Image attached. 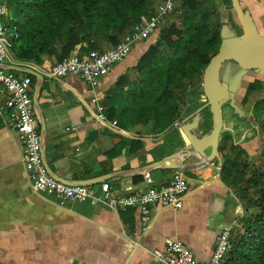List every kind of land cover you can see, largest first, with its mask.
Listing matches in <instances>:
<instances>
[{
	"label": "crops",
	"instance_id": "obj_1",
	"mask_svg": "<svg viewBox=\"0 0 264 264\" xmlns=\"http://www.w3.org/2000/svg\"><path fill=\"white\" fill-rule=\"evenodd\" d=\"M5 1L11 8L12 0ZM240 1L250 10L264 35V0ZM158 2L151 3L140 19L147 17ZM213 7L220 28L226 25L235 31L239 27L231 0H215ZM159 36L155 33L135 45L131 54L95 85L72 74L49 78L46 72L53 62L47 60L40 65L35 60L22 61L12 51L10 63L31 66L45 77L39 105L44 115V159L53 177L70 185L77 180L92 179L95 183L91 186L97 189L107 181L114 193L125 194L140 193L169 181L176 170L159 168L144 174L139 169L172 155L186 144L179 127L174 122L166 130L154 129L152 133L142 131L141 125L124 127L110 116L107 102L117 80L127 73L134 74L139 59ZM111 46L104 45L101 49ZM89 50L93 49L82 42L73 53ZM228 67L231 77H227L231 79L240 72L236 64L230 63ZM12 72L17 76L29 74ZM259 76L263 86L264 74ZM243 82L244 75L237 88L241 94ZM35 83L34 77L32 98ZM262 88L255 95L261 96ZM259 96L252 94L250 102ZM96 97L105 106L107 122L96 118L99 112L97 102L93 101ZM6 100L7 94L0 90V264H159L153 251L163 250L170 240L183 241L199 260L207 261L222 228L233 226L242 218L244 207L234 188L226 185L221 176L226 160L244 150V137L236 141L234 136L236 121H231V129L226 128L221 134L222 164L215 159L182 170L190 185L183 206L174 209L153 205L152 221L144 231L138 208L117 211L103 202L61 203L54 196L34 192L23 162L22 141L8 122ZM241 100L242 95L238 103ZM240 104L244 107V100ZM195 110L186 113L185 108L186 115L180 120ZM36 119L41 133L37 116ZM114 120L117 125L112 124ZM224 132H229L231 138L223 140ZM200 159L196 154L189 162L197 163ZM115 173L124 175L110 177Z\"/></svg>",
	"mask_w": 264,
	"mask_h": 264
},
{
	"label": "trees",
	"instance_id": "obj_2",
	"mask_svg": "<svg viewBox=\"0 0 264 264\" xmlns=\"http://www.w3.org/2000/svg\"><path fill=\"white\" fill-rule=\"evenodd\" d=\"M14 1L20 5L14 21L20 36L13 51L22 61L44 65L68 57L82 42L91 49L118 44L156 0ZM214 2L178 1L170 24L149 45L134 74L127 73L114 84L107 97L110 116L124 127L141 125L145 133L164 131L181 118L188 87L201 84L204 68L221 44ZM254 111L264 130V98L256 102ZM223 137L229 139L231 134L224 132ZM244 152L227 159L221 172L245 211L240 224L231 229L223 264H264V171L253 169L248 175Z\"/></svg>",
	"mask_w": 264,
	"mask_h": 264
},
{
	"label": "built area",
	"instance_id": "obj_3",
	"mask_svg": "<svg viewBox=\"0 0 264 264\" xmlns=\"http://www.w3.org/2000/svg\"><path fill=\"white\" fill-rule=\"evenodd\" d=\"M179 0H159L155 9L147 17L137 22L118 44L108 49H93L87 52H75L61 61L52 63L46 75L49 78H62L68 74L75 75L95 85L100 77L108 74L117 63L124 61L135 45L144 43L155 33L161 34L168 25L170 14L175 10ZM18 26L13 22L10 5L0 0V63H10L13 45L19 38ZM33 75H14L11 70L0 68V90L7 94L6 106L9 109L8 122L17 132L23 144V162L27 169L34 192L54 196L61 203L88 202L90 204L106 203L117 211L138 208L141 212L142 228L146 231L152 221V206L180 209L183 206L190 185L182 170L174 171L165 184L148 188L140 193H114L109 182H102L99 189L91 185H70L50 175L43 163L41 153V134L36 119L33 100ZM98 104L97 120L107 122L105 106L94 98ZM117 125V120L112 122ZM176 120L174 125L181 126ZM225 226L219 233L214 251L207 261L199 260L193 251L180 240H170L163 250L153 251L159 264H223L231 245V229Z\"/></svg>",
	"mask_w": 264,
	"mask_h": 264
},
{
	"label": "water",
	"instance_id": "obj_4",
	"mask_svg": "<svg viewBox=\"0 0 264 264\" xmlns=\"http://www.w3.org/2000/svg\"><path fill=\"white\" fill-rule=\"evenodd\" d=\"M231 6L236 14L239 27L235 31L229 30L226 25L221 28L219 50L211 57L202 74L201 84L207 101L192 114L185 117L179 128L187 140L186 144L172 155L140 168L139 173L145 174L159 168L186 170L205 165L215 159L220 160L222 164L219 144L224 125V106L229 103L240 118L251 120V115H248L243 105L238 103L236 93L239 80L245 71L253 69L264 74V35L260 32L250 10L244 8L240 0H231ZM231 61H234L240 70L236 75V80H234L235 77L231 79L224 75V71H226ZM0 68L29 73L36 78L32 99L35 115L42 129L40 133L42 159L48 173L51 175L52 171L48 168L44 159V115L39 105V96L45 77L43 73L31 66L0 63ZM205 107H209L212 114V126L206 132L201 128L205 121L202 112ZM208 150H210L209 154L207 153ZM196 154L201 159L197 163H190L189 161ZM121 175L124 174L115 173L110 177ZM94 183L95 181L91 179L77 180L72 184L92 185Z\"/></svg>",
	"mask_w": 264,
	"mask_h": 264
},
{
	"label": "rangeland",
	"instance_id": "obj_5",
	"mask_svg": "<svg viewBox=\"0 0 264 264\" xmlns=\"http://www.w3.org/2000/svg\"><path fill=\"white\" fill-rule=\"evenodd\" d=\"M11 1V0H10ZM11 15L13 16V22H16V17L20 13V5L18 2H15L14 0L11 1ZM170 22L168 21V25ZM196 86V87H195ZM262 94L259 96V94L255 93L253 94L254 97H258V101L264 98V89L263 91H260ZM241 98V97H240ZM207 98L204 94L202 84L197 85H191L187 89V93L185 96V105L183 107V117L186 115L184 113L185 108L188 112H192L196 108L200 107L204 103H206ZM257 101V100H256ZM252 102V101H251ZM250 102V103H251ZM255 102V101H254ZM252 102V104L254 103ZM189 105V108H187ZM247 110H249V114L251 115V120L248 119H239L238 115L235 113L233 108L227 104L224 106V116L226 118V125L223 126V130L228 128L231 129L232 124L231 121H236L235 127H234V136L236 137V141H242V137H244V149L246 150V153L244 152V159L249 163V172L248 175H251L253 169H258L260 172L264 171V130L261 127V120L256 116V113L252 107L248 109V105H246ZM204 114L205 121L201 125V128L204 130V132L211 129L212 126V114L210 112L209 107H205L202 110ZM223 140L225 138L223 137ZM259 146V147H258ZM258 148L259 151L262 150V152H258L256 149ZM241 217H245V211L242 209V213L240 214ZM237 224H240V220L237 221L236 224L233 225V227ZM232 227V228H233Z\"/></svg>",
	"mask_w": 264,
	"mask_h": 264
},
{
	"label": "flooded vegetation",
	"instance_id": "obj_6",
	"mask_svg": "<svg viewBox=\"0 0 264 264\" xmlns=\"http://www.w3.org/2000/svg\"><path fill=\"white\" fill-rule=\"evenodd\" d=\"M230 63L231 64L232 63L233 64H236L234 61H231ZM230 70H231V67H227L226 71H224V75L225 76L227 75V76L231 77V74H229ZM236 75H235V79L234 80H236ZM259 75H261V73L256 72L253 69L252 70L245 71L244 72V82L242 83L243 86H241V88H240L241 90H244V94H241L240 91L236 93L237 100H239V97H241V95H242V100H244V109H245V111H246V113L248 115H250L249 114L250 112H249V110H247V108H246L247 106L246 105H248V103L250 102V99H252L251 98L252 94H254L255 91L261 89L264 86V85L263 86H260L262 84H261V81H259V78H261ZM257 81H258V83H257ZM262 89H264V88H262ZM242 100L239 101V103H241ZM257 101H255L253 103L254 105L252 104L253 109H254V106H255V104H256ZM227 104H229V103H227Z\"/></svg>",
	"mask_w": 264,
	"mask_h": 264
}]
</instances>
